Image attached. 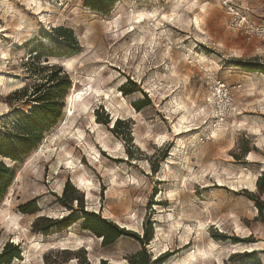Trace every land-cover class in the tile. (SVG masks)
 <instances>
[{
  "label": "rangeland",
  "instance_id": "rangeland-1",
  "mask_svg": "<svg viewBox=\"0 0 264 264\" xmlns=\"http://www.w3.org/2000/svg\"><path fill=\"white\" fill-rule=\"evenodd\" d=\"M82 3L0 0V133L34 104L11 94L46 75L34 70L31 41L71 81L40 146L5 161L15 179L0 201V252L18 246L10 264H127L142 248L163 264H243L250 253L264 264V35L241 24L264 27V0H118L108 16ZM138 14L148 16L140 25ZM59 26L77 42L64 54ZM221 84L231 97L222 124ZM66 184L75 215L81 203L130 234L102 246L82 219L38 231V217L71 212L59 203ZM30 202L37 211L23 213ZM149 224L141 245L131 235Z\"/></svg>",
  "mask_w": 264,
  "mask_h": 264
},
{
  "label": "trees",
  "instance_id": "trees-1",
  "mask_svg": "<svg viewBox=\"0 0 264 264\" xmlns=\"http://www.w3.org/2000/svg\"><path fill=\"white\" fill-rule=\"evenodd\" d=\"M117 1L83 0L82 4L84 8L90 11L101 14L102 16H108ZM51 31L57 40L59 39L65 44L55 43L58 46L57 48L63 52L59 54H64L68 47L72 48L77 44L69 29L59 26L53 28ZM30 53L34 56L30 57L31 62L35 61L36 63V67H34L35 72L46 75L41 78L40 83L33 84L31 87L25 85L11 94L12 97H17L24 104H34L30 106L28 112L13 111L12 115L8 116V125L0 133V201L5 197L15 179L14 168L8 166L5 161H10L15 164L22 163L32 150L40 146L45 133L54 128L61 119L64 98L71 87V81L61 66L49 64L47 59L44 60L46 64L41 63L40 60L44 57L53 56L50 55V51L45 49L41 43L33 44V41H31ZM138 102L134 103L135 106ZM105 123H108L106 119ZM120 124V121H116L113 125L112 130L116 136H119L118 129ZM68 188L71 189L70 193H68ZM260 191H264V185L260 188ZM74 192V189L69 184L64 186L59 203L64 208L71 210V212L61 219H51L44 216L38 217L34 222V226L39 224L38 231L47 235L53 227L59 230H65L82 219L81 229L100 238L102 246H109L119 237L130 234L124 228H120L107 219L102 218L98 213L84 211L81 203L79 206L81 216L75 215L71 208L73 201L78 203ZM20 208L23 213L37 211L35 202L26 203ZM258 211L262 212L264 208H259ZM131 236L141 245H148L152 239L151 225L149 224V227L145 229L141 238L137 235ZM216 239L225 240L221 234L217 235ZM233 243H236L235 239H233ZM19 255L20 251L18 246L7 242L0 252V264H10L14 258L20 259ZM237 256V254H234V257ZM245 256L247 262L243 264H260L259 260L253 257L252 253L245 254ZM165 260L166 257L163 255L151 260L146 249L142 248L127 259V264H163Z\"/></svg>",
  "mask_w": 264,
  "mask_h": 264
},
{
  "label": "built area",
  "instance_id": "built-area-1",
  "mask_svg": "<svg viewBox=\"0 0 264 264\" xmlns=\"http://www.w3.org/2000/svg\"><path fill=\"white\" fill-rule=\"evenodd\" d=\"M242 26L245 28V31L251 30L256 35H264V27H256L252 28L250 25H248L245 21V19L242 20ZM215 96H217L219 99L223 100V104L221 107H218V123H224L226 121V117L228 113L230 112L231 108V102H230V94L224 87V85H219L218 89H215Z\"/></svg>",
  "mask_w": 264,
  "mask_h": 264
},
{
  "label": "bare ground",
  "instance_id": "bare-ground-1",
  "mask_svg": "<svg viewBox=\"0 0 264 264\" xmlns=\"http://www.w3.org/2000/svg\"><path fill=\"white\" fill-rule=\"evenodd\" d=\"M196 8V5L193 3V2H191V4H190V7H189V9L191 10V12L194 10ZM202 10L204 9L202 6L200 7ZM189 10V11H190ZM193 12H195V11H193ZM139 15V14H138ZM148 18V16H145V15H143V14H140L138 17H136L135 19L137 20V24L138 25H140V23L141 22H145V20ZM194 23H196L197 25H199V19H198V17H195V22ZM106 98H107V96H106ZM71 102H72V99H71ZM240 248V247H239ZM242 249H245L246 251H252V247L250 246V247H242ZM199 254H202V252L200 251V250H198V249H196L193 253H190V254H188V256H187V260H191V261H193V260H195V258L199 255Z\"/></svg>",
  "mask_w": 264,
  "mask_h": 264
}]
</instances>
